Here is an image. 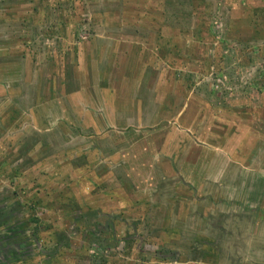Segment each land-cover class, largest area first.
I'll use <instances>...</instances> for the list:
<instances>
[{
	"label": "rangeland",
	"instance_id": "1",
	"mask_svg": "<svg viewBox=\"0 0 264 264\" xmlns=\"http://www.w3.org/2000/svg\"><path fill=\"white\" fill-rule=\"evenodd\" d=\"M0 264H264V0H0Z\"/></svg>",
	"mask_w": 264,
	"mask_h": 264
}]
</instances>
